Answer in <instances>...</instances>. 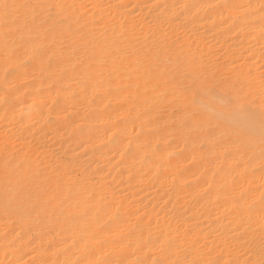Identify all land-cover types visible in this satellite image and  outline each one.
<instances>
[{
	"label": "bare ground",
	"instance_id": "obj_1",
	"mask_svg": "<svg viewBox=\"0 0 264 264\" xmlns=\"http://www.w3.org/2000/svg\"><path fill=\"white\" fill-rule=\"evenodd\" d=\"M0 264H264V0H0Z\"/></svg>",
	"mask_w": 264,
	"mask_h": 264
}]
</instances>
